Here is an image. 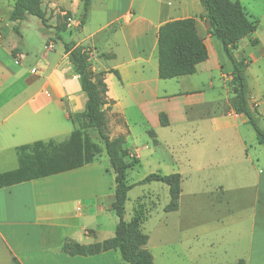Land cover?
Listing matches in <instances>:
<instances>
[{
    "label": "crops",
    "instance_id": "1",
    "mask_svg": "<svg viewBox=\"0 0 264 264\" xmlns=\"http://www.w3.org/2000/svg\"><path fill=\"white\" fill-rule=\"evenodd\" d=\"M239 1L250 19L245 0ZM253 1L264 3V0ZM200 5L199 0H92L87 20L78 28L85 35L76 40V45L89 51L88 61L93 71H106L107 97L112 100L107 111L109 136L123 134L125 147L139 162L143 146L126 144L135 135L134 126L152 140L153 146H148L151 160L161 161L157 158L161 149L170 157L167 160L172 161L170 146L159 134L165 129L171 131L176 123H185L194 104L210 103L205 99V91L215 89V79L209 72L221 66L218 61L209 63L214 50L213 35ZM261 16L264 17V8ZM186 17H195L208 57L197 64L192 74L161 79L159 26ZM78 21L72 20L71 25H77ZM10 24L12 27L14 22ZM12 33L13 28L5 34L0 32V173L18 167V146L37 140H66L74 128L69 113L81 111L86 99L64 50L60 61L52 63L47 56L54 49L53 41L46 40L41 51L38 48L41 43L38 44L35 48L39 50V58L27 70L23 50ZM41 33L47 39L42 30ZM66 58L61 66V60ZM111 70H117L119 78ZM172 79H176V86L169 82ZM250 102L258 118V107L252 99ZM160 113L166 114L167 126L161 125ZM192 124V131L197 134L192 153L195 160L209 154L205 147L212 144L213 154L208 156V161L218 164L214 159L216 138L222 137V142L237 148L236 152L229 151L230 157L225 161H220L222 167L224 162L231 168L238 163L240 166L232 169L242 174L245 167L256 170L261 165L257 192H263L264 161L247 151L244 134L249 123L245 114L236 113L229 101L223 111L216 108L195 111ZM219 159L223 160V155ZM109 173L106 160L104 163L94 160L0 187V264H126L116 250L88 256L69 255L62 250L66 239L89 244L113 236L118 217L109 208L114 188ZM253 207L256 217L224 227L223 239L202 237L210 248L206 258L213 260V264H264V202L257 201ZM187 223L192 225L193 240L197 243L202 234H216L212 230L215 225Z\"/></svg>",
    "mask_w": 264,
    "mask_h": 264
},
{
    "label": "rangeland",
    "instance_id": "2",
    "mask_svg": "<svg viewBox=\"0 0 264 264\" xmlns=\"http://www.w3.org/2000/svg\"><path fill=\"white\" fill-rule=\"evenodd\" d=\"M13 2L14 0H0V26L2 27L0 32L2 34L12 30L9 14ZM244 6L248 10L249 16L251 15L250 19L256 22L257 27L253 33L246 37L247 39L240 41L239 48L237 45L234 50V57L236 59L243 58L248 64L245 70L248 95L249 99H252L258 107L260 112V116L257 118L258 125L264 131V17L261 16L264 3L245 0ZM42 8L46 12L49 26L44 27L38 17L27 15L19 22L20 34L14 30L12 33L23 50V57L26 60L24 66L27 70L34 64V60L39 58V50L35 48L38 44L41 43V47L38 46L41 51L46 40L53 41L54 49L50 50L47 57L52 63H55L61 59L63 41H78L85 35L81 29H78V24L71 25L72 20H78L80 17V0H42ZM67 11L71 12V18L68 20L67 29L61 32L62 41L57 39L54 26L63 20L60 15ZM40 29L46 34L47 39L42 37ZM254 39L257 40L256 44H252ZM212 42L214 50H212L209 63L212 65L218 61L221 68L212 69L209 72L215 79V89L205 91V99L210 103L194 104L189 110L185 123H176L171 131L165 129L159 134L160 138L170 146L168 152L172 154L173 160H167L170 157L166 156V152L161 149L157 151V158H160L161 161L151 160L148 146H153L152 140L137 126H134L135 135L129 138L126 143L128 147L138 145L143 148L140 151L141 161L127 171V183L131 184V188L125 201L124 219L129 220L132 217L136 206L141 205L144 208L146 219L141 223L140 229L148 235L147 248L153 255L154 264H213V260L206 258L210 248L202 237L216 236L218 239H223L224 227H231L232 223L236 221L246 222L255 218L254 204L257 201L264 202V190L261 194L257 192L258 177L263 169L261 165L256 170L253 167H245L242 174H237L232 169L237 168V165L240 166L238 163L231 168L230 164L227 165L224 162L222 167L220 161H225L230 157L231 149L236 152L235 145L225 144L222 142V137L216 138L215 154L217 158L214 159L218 161V164L208 161V156L213 154L212 144L205 147L209 154L202 156L201 160L198 158L195 160L192 155L193 142L197 137V134L192 131L195 111L210 108L223 111L229 101L231 105L233 96L232 61L223 50L221 42L214 35ZM66 60L67 58L61 60V66L65 64ZM35 70L40 71V67L38 69V66H35ZM30 74L27 73V75ZM175 80L172 79L169 82L173 85ZM174 84L176 86V83ZM245 128L248 132L245 130L244 134L247 151L252 157L257 156L263 162L264 145L258 143L255 130L250 124ZM107 131L110 132L108 127ZM90 135L99 148L95 160L101 161V163L106 160L108 172H110L107 176L111 177L113 187L114 174L109 166L103 143L95 133ZM201 150H204L203 145ZM221 155H223V160L219 159ZM133 156L130 153L129 158L131 159ZM254 163L256 164L255 158ZM173 170L179 171L181 174V192L178 209L166 212L164 206L169 202L168 186L159 181L146 183H139V181L151 172L166 174ZM104 180L107 182L108 177H105ZM190 221L201 222V224L206 222L210 226L215 225L212 230L216 234H202L199 244L193 240L192 225L185 224ZM179 224L180 226H178Z\"/></svg>",
    "mask_w": 264,
    "mask_h": 264
},
{
    "label": "trees",
    "instance_id": "3",
    "mask_svg": "<svg viewBox=\"0 0 264 264\" xmlns=\"http://www.w3.org/2000/svg\"><path fill=\"white\" fill-rule=\"evenodd\" d=\"M204 10V17L209 23L210 32L222 44V48L232 61L231 106L236 113H243L256 133L258 143L264 145V131L258 125L256 108L250 102L246 76L247 62L234 57L237 43L256 30L257 24L247 16L239 0H199ZM92 0H80L81 13L78 21L82 27L88 17ZM27 15L38 17L46 27L47 16L42 8V0H14L9 19L13 21V30L19 32V22ZM63 20L55 24L57 39L63 41L61 32L67 29L71 12L60 15ZM254 39L252 44H256ZM63 50L67 54L71 69L77 75L81 91L86 99L81 111L69 113L74 128L64 141L37 140L18 146V167L0 173V187L18 183L76 168L93 162L99 153L97 144L91 135L95 133L104 146L109 166L114 174L113 200L110 210L118 217L112 237L89 244H82L73 239H66L62 250L69 255H95L107 250L118 251L126 264H154L153 255L146 247L148 235L140 229L146 219L144 208H134L129 220L124 219L125 201L131 184L127 183V171L139 162L137 156L129 158L130 152L125 147V136L119 134L110 137L107 131V111L111 101L107 97L106 71H93L88 61L89 51L76 41H63ZM13 55L15 51L12 50ZM208 50L202 37L197 32L195 17L173 19L164 22L158 29V76L169 79L192 74L196 66L206 60ZM117 78V70H111ZM162 126L168 125L165 113H160ZM151 135L153 132H149ZM151 181L163 182L169 189V202L164 211L178 209L181 192V174L172 172L160 174L151 172L139 183ZM15 260V259H14ZM242 261V260H240Z\"/></svg>",
    "mask_w": 264,
    "mask_h": 264
}]
</instances>
